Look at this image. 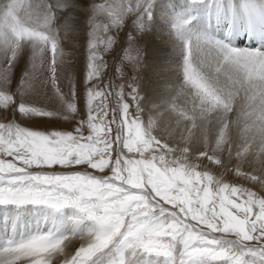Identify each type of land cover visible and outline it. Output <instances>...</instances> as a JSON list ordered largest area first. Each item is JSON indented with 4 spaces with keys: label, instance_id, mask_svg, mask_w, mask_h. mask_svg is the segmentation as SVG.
Masks as SVG:
<instances>
[{
    "label": "snow or ice",
    "instance_id": "snow-or-ice-1",
    "mask_svg": "<svg viewBox=\"0 0 264 264\" xmlns=\"http://www.w3.org/2000/svg\"><path fill=\"white\" fill-rule=\"evenodd\" d=\"M152 2L95 5L83 118L63 92L62 77L70 78L62 46L67 26L58 28L53 0H10L0 8V45L9 53L0 62V206L17 210L11 235L0 241V264H152L154 258L162 264H264V49L205 42L184 32L190 23L184 21L185 83L158 117L168 122L158 138L154 123L146 127L140 116L142 51L134 39L124 51L128 63L116 68L122 82L103 79L104 53L115 44L112 27L130 15L150 17ZM69 3L56 0L61 7ZM102 15L111 23H97ZM25 43L47 70L29 94L50 90L66 106V118L76 120L73 131L45 133L8 118L9 109L53 114L31 103L17 106L7 90ZM164 136L179 137V146ZM253 144L258 158L256 151L248 157ZM224 153L233 167L223 164ZM253 158L259 167L246 168ZM233 174L261 191L227 182ZM31 208L43 213L46 228L18 236L20 211ZM66 209L75 228L67 234L57 223ZM73 238L81 243L68 254Z\"/></svg>",
    "mask_w": 264,
    "mask_h": 264
},
{
    "label": "rangeland",
    "instance_id": "rangeland-1",
    "mask_svg": "<svg viewBox=\"0 0 264 264\" xmlns=\"http://www.w3.org/2000/svg\"><path fill=\"white\" fill-rule=\"evenodd\" d=\"M156 0H153L150 11V17L148 16H139L130 15L125 17L123 24L120 28L112 27L111 35L115 37V44L112 46L110 51L104 53V59L108 64V68L105 69L107 75L103 78L104 82L107 83L108 79H112L114 82H122L119 73L116 74V68L122 67L121 61L124 64H127L128 61L125 59L124 51L128 50L130 37L135 40L136 44L140 47L142 51L141 55V65L137 73V79L139 81L138 90L140 93V116L143 120L145 126H149L152 122L154 123L153 135H156L158 138H161V133H163L165 127L168 126V122L164 118H159V115L164 112L169 107V102L176 95L174 87L169 89L168 92L159 90L160 92H145L144 84H147V81L150 78V74L147 71V52L146 44L147 38L150 35V22L153 19V4ZM192 4L199 8L200 11L204 8V3L206 0H190ZM10 2V0H0V8H3V4ZM22 3H31L32 0H21ZM123 3L127 4L129 0H87V3L82 7L77 5L72 15V20L66 22L62 20L55 21L57 26L59 23L63 24L60 28H65L67 26L66 39L64 38V47L68 55V65L67 70L70 73L69 79L63 80V92L65 98L69 99V102H75L77 106V112L80 117L83 118L87 113V91L88 85L86 83V75L88 70V41H89V32H90V20L94 15V7L96 4L100 3ZM140 2V0H138ZM77 9V10H76ZM64 11H69L67 8L63 9ZM203 16V14H202ZM62 19V18H61ZM111 23L110 19L105 18L103 15L97 20V23ZM69 23V24H68ZM67 43V44H66ZM9 55L7 49L0 45V62H3ZM6 66V65H5ZM126 72H131V68H125ZM47 76L46 66L41 65L39 61V54L36 49L32 47L31 44L25 43L19 52L12 68L9 84L7 85V90L10 94L16 97L17 106L20 103H31L33 106L41 108L45 112H51L52 115H42V114H30L25 115L21 114L18 110L9 109L8 118L13 120L16 123H20L22 126L30 127L33 130L40 132H51V131H66L71 132L74 130L76 125V120L73 118H66L67 110L66 106L61 104L59 101L54 99L51 96L50 90H45L44 96L30 95L29 89L35 87L38 82L42 81ZM150 81V80H149ZM149 86L154 88L156 86V80L152 79L149 82ZM171 88V87H170ZM173 92H172V91ZM162 91V92H161ZM165 92V93H164ZM168 93V95H167ZM71 94V95H70ZM166 94V95H165ZM159 95V96H157ZM165 95V96H164ZM152 96V97H151ZM156 96V97H155ZM155 97V98H153ZM159 99H158V98ZM164 97V98H163ZM166 97V98H165ZM154 99L153 101L151 99ZM161 98V99H160ZM169 98V99H167ZM181 98V100H180ZM157 99V100H156ZM161 100V101H160ZM179 100L182 101V97H179ZM177 103H180V101ZM164 107H163V106ZM161 106V108H160ZM166 107V108H165ZM160 110V111H159ZM131 111V109H130ZM235 111V112H234ZM234 114H237V110L234 109ZM159 114V115H158ZM76 113H73L72 116H76ZM210 118L215 119L216 113L213 112L210 114ZM162 121L165 122V126L162 127ZM0 122H3L2 116H0ZM163 139L171 144L173 147L179 146V137H176L173 140L171 137L164 136ZM256 151V146L253 144L252 150L249 151L248 157H252V152ZM256 158L259 156V152L256 151ZM256 158H253V164H247L245 162L246 168H251L253 166L259 167V164L256 162ZM221 159L225 167H233L231 160L228 154L224 153L221 155ZM83 170V166H78ZM57 171H62L63 169L57 168ZM223 171L222 168L218 169ZM226 180L229 183L242 185L244 187L250 188L253 191L260 192L261 189L257 185H253L249 182L244 181L240 177L235 176H226ZM3 207V206H2ZM6 209V207H3ZM29 210V209H28ZM30 210L34 213V220L36 222V229L33 232L25 233L26 223L25 219L19 216V219L22 221V231L18 236H28L33 235L37 231H43L46 228L44 222L43 213L37 208H31ZM23 210V215L25 214ZM60 219L57 222L60 225L61 231L67 234L68 231L75 230L73 223V212L71 209L63 210L57 214ZM51 225L49 224L48 227ZM81 241L73 238V243L66 249V253L72 254L74 250L80 246ZM15 264H23L22 261H15ZM144 264V262H141ZM152 264H162V261L158 259H153Z\"/></svg>",
    "mask_w": 264,
    "mask_h": 264
},
{
    "label": "bare ground",
    "instance_id": "bare-ground-1",
    "mask_svg": "<svg viewBox=\"0 0 264 264\" xmlns=\"http://www.w3.org/2000/svg\"><path fill=\"white\" fill-rule=\"evenodd\" d=\"M53 3L57 12L56 21L69 22L76 13L74 10L77 5L84 6L87 0H70V3L63 7L56 5V0H53ZM64 8L69 11H64ZM186 20L190 23L184 26L183 31L206 38L205 42L212 41L237 49H264V0H219L215 5L206 0L202 11L190 0H156L153 4V19L149 21L151 32L146 44L148 57L146 65L151 76L150 81L144 84L145 92L147 90L149 93H157L159 90L168 92L174 87L177 93L184 85L186 40L180 25ZM60 26L63 24L59 23L58 28ZM62 44L64 45V41ZM254 44H258V47L255 48ZM152 79L156 80L157 88L149 86ZM180 97L184 99L183 95ZM234 112L230 114L233 121L237 117ZM161 124L162 127L165 126L164 121ZM22 211L19 216L26 220L25 233L33 232L37 227L33 211L27 209L24 215ZM15 218H17L15 208L5 209L0 206V241L11 235V219ZM6 224L9 229L7 232ZM21 225L22 221L19 219L17 235L22 231Z\"/></svg>",
    "mask_w": 264,
    "mask_h": 264
}]
</instances>
